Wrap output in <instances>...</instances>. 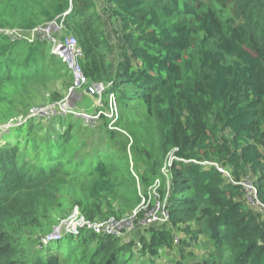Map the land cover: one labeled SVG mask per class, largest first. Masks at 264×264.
<instances>
[{"label":"trees","instance_id":"16d2710c","mask_svg":"<svg viewBox=\"0 0 264 264\" xmlns=\"http://www.w3.org/2000/svg\"><path fill=\"white\" fill-rule=\"evenodd\" d=\"M63 14L118 116L11 125L33 84L73 74L44 41L0 33V264H155L167 251L168 264H264V218L239 184L253 174L264 202V0H0V30ZM156 179L168 221L43 242L75 209L131 212Z\"/></svg>","mask_w":264,"mask_h":264},{"label":"built area","instance_id":"2783aa9c","mask_svg":"<svg viewBox=\"0 0 264 264\" xmlns=\"http://www.w3.org/2000/svg\"><path fill=\"white\" fill-rule=\"evenodd\" d=\"M64 15L65 14L59 18L52 19L41 25L33 27L27 32L29 33L28 36L24 35V33L18 29H3L0 32H2L11 41L26 40L33 42L38 40L51 43L52 52L59 55L67 63L68 67L74 74L75 83L82 84L85 81V77L82 74L80 67L76 64L77 57H79L81 51L78 48L76 38L73 35H65ZM103 90L104 88L100 87L99 93L101 94ZM99 103H101V100H99ZM52 114H54V116L72 114L73 116L80 118L87 125L96 121L101 114H104L111 119V124H109L110 127H114L113 124L118 116L117 105L112 94H109L108 109L106 110H98L97 112L87 113L86 111H82L77 108L61 106L57 111H52ZM216 167L221 173L230 177L228 171L224 168L217 165ZM163 169L165 170V167ZM239 184L244 188V199L246 203L259 212L264 218V202L259 198L254 182L245 177L239 182ZM158 187L159 180L156 179L149 190V199L153 197L152 205L145 203V199H142L140 204L135 209L120 218L109 217L103 221L95 222L85 219L79 214L78 210L75 209L69 219L62 223V229H55L51 234L44 238L43 242L47 243L51 240L61 238L63 231L65 233L78 235L82 228H86L96 234L121 237L133 232L137 228H146L153 223L166 222L170 217V213L157 198ZM75 213L81 216L79 218L80 222L78 223L73 220ZM67 224H70L69 226L71 228H67Z\"/></svg>","mask_w":264,"mask_h":264},{"label":"rangeland","instance_id":"374dc122","mask_svg":"<svg viewBox=\"0 0 264 264\" xmlns=\"http://www.w3.org/2000/svg\"><path fill=\"white\" fill-rule=\"evenodd\" d=\"M72 28L73 27H71V28L68 27V30L65 31V35L66 34L67 35H73L77 40L79 50L82 51L81 47L79 46L77 36L74 33H70V31L72 32V30H71ZM21 32L24 33V35H26V36L29 35V33H27V32H23V31H21ZM45 44L52 51L51 43L45 42ZM71 73H72V71H71ZM82 74H83V72H82ZM89 86L90 85L87 83L86 79L82 84H76L74 74H73L72 84H70L69 86H65L63 84L62 78L59 79L58 81H51L46 86L41 84V83L33 84L34 90L30 91L26 94V97L32 103L31 106L26 108L25 105L22 106V104L19 103V107H18L19 113L16 116V118H14V120H12V123H10V124L11 125H13V123L23 124L27 120V118L32 117V116H34V117L40 116L44 120L51 119L54 117V114H52V111H57L61 106H65V107L68 106V108H77V109H80L82 111H86L87 113L96 112L99 108L100 109H106L107 108V97H108V94L110 93V91L112 90V86H109L105 83L104 84V90H103V92H101V96L99 99L94 98L93 96H91L90 93L86 92V89ZM53 91L59 92L61 94V96H63V98L62 99L59 98L60 100L59 101L57 100L56 102L51 101L49 98H50V95ZM100 99H101L102 105H100L101 103H99ZM55 127L58 128V126H55ZM254 178H255V176L253 174H250L249 176H247V179H249L252 182H254ZM139 194L142 195L141 201H142V199H145V203H150L152 198H153L152 197L149 199V197H144L142 192H139ZM128 213H130V211L127 212L126 214H128ZM125 215H123V216H125ZM80 217L81 216L79 214L75 213L73 220L77 221L76 223H78V222H80V220H79ZM103 220H105V219H97V220H95V222L103 221ZM69 225L70 224H67L66 227L71 228ZM83 230H87V229L82 228L81 231H83ZM70 235H71L70 233H64V231H63L64 237H68ZM128 236H130V235H128ZM172 253L173 252H171V251H167L165 253V255L168 257H164V255H163V257L160 260L155 261V264H168L170 261L169 256H171Z\"/></svg>","mask_w":264,"mask_h":264},{"label":"water","instance_id":"95a60500","mask_svg":"<svg viewBox=\"0 0 264 264\" xmlns=\"http://www.w3.org/2000/svg\"><path fill=\"white\" fill-rule=\"evenodd\" d=\"M99 90H100V84L92 83L90 84L89 87H87L86 92L90 93L91 96H93L94 98L99 99L100 98Z\"/></svg>","mask_w":264,"mask_h":264},{"label":"clouds","instance_id":"9594fccd","mask_svg":"<svg viewBox=\"0 0 264 264\" xmlns=\"http://www.w3.org/2000/svg\"><path fill=\"white\" fill-rule=\"evenodd\" d=\"M1 30H3V29H1ZM1 30H0V31H1ZM0 33H2V32H0ZM2 34H3V33H2ZM3 35H4V34H3ZM66 35H67V34H66ZM4 36H5V35H4ZM100 87H101V86H100ZM103 88H104V87H103ZM102 92H103V91H102ZM99 94H100V93H99ZM100 96H101V94H100ZM100 100H101V99H100ZM100 110H106V109H100ZM57 229H58V228H57ZM80 231H81V230H80ZM64 233H65V232H64ZM70 234H71V233H70ZM62 236H63V232H62ZM62 236H61V237H62Z\"/></svg>","mask_w":264,"mask_h":264}]
</instances>
